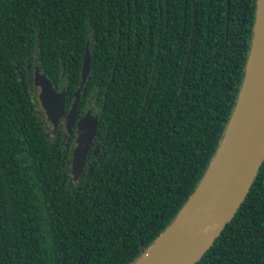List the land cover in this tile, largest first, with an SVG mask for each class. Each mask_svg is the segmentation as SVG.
I'll return each instance as SVG.
<instances>
[{
    "label": "trees",
    "instance_id": "16d2710c",
    "mask_svg": "<svg viewBox=\"0 0 264 264\" xmlns=\"http://www.w3.org/2000/svg\"><path fill=\"white\" fill-rule=\"evenodd\" d=\"M228 4L226 18V0H0V264H133L166 230L243 80L256 0ZM86 43L80 107L93 106L102 152L74 182L32 70L67 107ZM195 264H264V159Z\"/></svg>",
    "mask_w": 264,
    "mask_h": 264
},
{
    "label": "water",
    "instance_id": "95a60500",
    "mask_svg": "<svg viewBox=\"0 0 264 264\" xmlns=\"http://www.w3.org/2000/svg\"><path fill=\"white\" fill-rule=\"evenodd\" d=\"M229 4L226 0V18ZM188 56L185 64L187 66ZM88 44L80 79L67 113V130L75 121L80 93L90 73ZM33 84L45 119L55 129L65 114V92H57L38 69ZM98 118L88 111L77 122L76 146L70 175L83 174L87 153L93 146ZM264 159V0H256L252 38L243 80L231 116L211 162L195 191L166 230L133 264H195L221 234L244 200ZM92 164L89 168H91Z\"/></svg>",
    "mask_w": 264,
    "mask_h": 264
},
{
    "label": "flooded vegetation",
    "instance_id": "af4514ba",
    "mask_svg": "<svg viewBox=\"0 0 264 264\" xmlns=\"http://www.w3.org/2000/svg\"><path fill=\"white\" fill-rule=\"evenodd\" d=\"M33 63H35V61H33ZM36 68L37 66H33L32 73H34ZM36 88L38 89V94H39V88L38 87ZM60 92H62V90ZM65 97H66V94H65ZM65 101H66V98H65ZM73 101H74V98L70 101L67 107L65 105V109H64L65 114L59 119V122L56 128L55 129H53L52 127L51 129L49 127L47 128V132H48L47 137H48V140L50 141V144L55 145L56 143H59V147L61 149L62 155L65 157L64 159L66 161V166L69 168L68 177H69V180L71 181H72V177L70 175V166H71V160H72V153L76 146L75 142L77 139V122L81 118H83L88 111H90L93 116H96V114L94 113V109L92 108L93 106H91V102L89 100L86 102V105H88L87 108L80 107V102H81V97H80L75 121L72 123L70 129L67 130V124H66L67 117L66 116H67L68 110L70 109ZM100 141H102V139H99L97 141L96 135H95L93 139V146L90 148L89 152L87 153L86 164L83 168V174L79 177L78 181L80 180V178L85 176L86 172L89 171L90 165L91 164L93 165L94 163L93 159H91L90 156L92 155L93 158L96 159L101 154L102 150H101Z\"/></svg>",
    "mask_w": 264,
    "mask_h": 264
},
{
    "label": "rangeland",
    "instance_id": "374dc122",
    "mask_svg": "<svg viewBox=\"0 0 264 264\" xmlns=\"http://www.w3.org/2000/svg\"><path fill=\"white\" fill-rule=\"evenodd\" d=\"M36 94H38V89L36 90ZM37 108H38V111H40V106H39V102L37 101ZM39 115L41 116V118H43L42 116V112H39ZM44 119V118H43ZM49 125V124H48ZM49 128L51 129V126L49 125Z\"/></svg>",
    "mask_w": 264,
    "mask_h": 264
}]
</instances>
